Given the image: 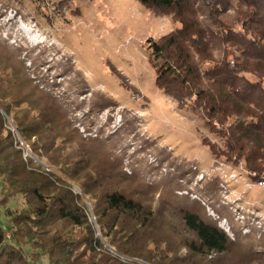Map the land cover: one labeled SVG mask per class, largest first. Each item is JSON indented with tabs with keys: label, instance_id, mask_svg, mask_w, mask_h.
I'll return each mask as SVG.
<instances>
[{
	"label": "trees",
	"instance_id": "1",
	"mask_svg": "<svg viewBox=\"0 0 264 264\" xmlns=\"http://www.w3.org/2000/svg\"><path fill=\"white\" fill-rule=\"evenodd\" d=\"M136 1L176 26L146 45L156 87L216 137L214 143L205 139L216 157L244 162L264 176V0ZM14 57L0 64V205L20 198L26 206L7 213L13 243L0 224V264H33L24 247L33 249L34 263L45 256L48 264H132L119 256L149 264H219L214 254L230 253L235 243L196 203L157 204L104 141L83 139L71 110L33 84ZM8 119L54 172L24 158ZM176 236L178 244L170 245L167 237Z\"/></svg>",
	"mask_w": 264,
	"mask_h": 264
},
{
	"label": "rangeland",
	"instance_id": "2",
	"mask_svg": "<svg viewBox=\"0 0 264 264\" xmlns=\"http://www.w3.org/2000/svg\"><path fill=\"white\" fill-rule=\"evenodd\" d=\"M175 27L171 17L136 0H0V64H8L9 54L21 61L33 84L54 93L71 110L82 138L104 141L123 161V171L155 194L157 204L169 201L182 208L196 203L203 218L235 243L230 253L214 254L219 264H264L261 176L244 162L216 157L205 143L216 142V137L156 87L146 45ZM24 149L32 160L51 166L30 147ZM2 189L0 182V200ZM84 200L101 238L89 198ZM25 206L20 198L0 205L8 242L13 243L7 213ZM179 240L167 237L173 246ZM32 250L23 248L28 261L48 264L45 256L34 263Z\"/></svg>",
	"mask_w": 264,
	"mask_h": 264
},
{
	"label": "built area",
	"instance_id": "3",
	"mask_svg": "<svg viewBox=\"0 0 264 264\" xmlns=\"http://www.w3.org/2000/svg\"><path fill=\"white\" fill-rule=\"evenodd\" d=\"M20 140V142H21V144H22V146H23V150H24V158L26 159V158H28L30 155L29 154H27V152L29 151L30 152V150L29 149H24L25 147H26V145L23 143V141L21 140V138L19 139ZM36 162H38V163H40L41 165H43V167L47 170V171H50V169L47 167V166H45L44 164H42L41 163V161H36ZM259 185L260 186H262V187H264V176H261V178H260V180H259ZM73 193L74 194H81V190L78 188V187H75V186H73ZM89 216H90V213H89ZM7 236H9V235H7ZM124 262H127V263H132V264H148V263H146L145 261H143V260H141V259H138V258H129V257H123V256H119Z\"/></svg>",
	"mask_w": 264,
	"mask_h": 264
}]
</instances>
